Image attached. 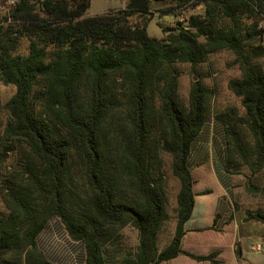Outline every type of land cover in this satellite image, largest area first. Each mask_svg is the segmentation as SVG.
<instances>
[{"label": "trees", "instance_id": "obj_1", "mask_svg": "<svg viewBox=\"0 0 264 264\" xmlns=\"http://www.w3.org/2000/svg\"><path fill=\"white\" fill-rule=\"evenodd\" d=\"M91 4L21 0L9 17H0V84L16 88L6 104L12 120L5 135L13 143L0 152V198L8 210L0 214V264H53L37 246L53 217L85 244L88 264H162L181 255L220 264L216 252L183 249L196 203L189 157L210 120L212 92L201 79L193 81L184 106L178 64L196 70L214 53H234L242 78L231 80L229 89L245 109L252 158L236 109L216 117L230 158L233 142L251 175L260 173L264 69L258 60L264 51L255 44L264 40V0H129L124 9L87 16ZM197 5L203 15L176 27L160 24L162 39L148 34L156 6L163 15L181 16ZM23 38L27 55L18 53ZM10 154L21 166L17 171L5 168ZM164 155L180 190L176 229L161 250L168 219ZM246 221L264 224V213L248 211ZM128 227L137 231L138 244L124 251Z\"/></svg>", "mask_w": 264, "mask_h": 264}, {"label": "rangeland", "instance_id": "obj_2", "mask_svg": "<svg viewBox=\"0 0 264 264\" xmlns=\"http://www.w3.org/2000/svg\"><path fill=\"white\" fill-rule=\"evenodd\" d=\"M21 0H17L13 7L8 6L9 0H0V17H9L10 13L13 11L17 3ZM127 3L124 0H92L90 9L88 10L87 16H96L101 14H106L110 11H116L124 9ZM163 8L162 6H156L154 9L155 17L149 23L148 34L152 37L162 39L164 33L160 28V24L163 27H176L179 21H184L185 18L191 15H203L204 6L197 5L195 7L189 8L187 11L183 12L181 16H174L170 14H161ZM139 18H135L132 22L138 21ZM256 47H263L264 51V40L255 44ZM255 48H251V53ZM18 53L22 55H27L29 53V41L28 38H23L18 48ZM259 65L264 69V56L258 60ZM178 69L181 71L182 75L179 78V94L181 102L184 106H189V97L191 92V86L193 81H198L201 79L203 84L210 89L212 96L209 100V110H210V120L209 124L213 121L218 120L217 115L227 112L228 110L234 108L237 111L236 115V125L238 131L242 134L244 138V148L249 158H252L254 142L251 135L248 133L247 127L244 124L245 109L242 106L241 99L238 98L230 89L229 82L234 79L242 78V71L239 65L236 63V56L233 52L229 50L219 51L210 55L209 60L193 69L191 64H178ZM16 93V88L12 85L0 84V152L4 151L6 145H11L13 142L9 140L5 135V129L11 122V114L6 107V104L12 99ZM226 134V133H225ZM227 137V136H226ZM228 143V139H227ZM232 154L230 158V165L227 168L229 171V176L235 182L234 193H237L236 201L243 203L246 208L249 209H264V169L252 176L249 167L245 164L244 160L240 156L239 152L231 143L230 147ZM228 152V145H227ZM11 153V152H10ZM11 157L5 163V168L8 171H17L20 169V164L17 158L10 154ZM229 155V152H228ZM164 159V170L167 176V194H168V219L164 226V230L160 237V248H164L173 236L177 219H176V208H177V194L180 190V181L172 175L170 157L167 155L163 156ZM217 164L224 169V164L218 160ZM5 171V170H4ZM3 176L0 173V180ZM257 188L255 190L252 186ZM8 210L3 204L0 198V214H7ZM264 225V224H263ZM124 235L123 244L120 247L126 248L132 247L138 240V233L135 229L128 227L122 231ZM222 242L225 245L226 242H230V236H221ZM130 245L126 246L125 244ZM243 248L245 251L244 260L245 264H261L259 261V256L250 254L251 247L257 244L264 245L261 239H244ZM226 246V245H225ZM227 247V246H226ZM206 252V251H204ZM229 254L225 253L224 257L227 260L225 264H236L234 258L228 257ZM234 257V256H233Z\"/></svg>", "mask_w": 264, "mask_h": 264}, {"label": "crops", "instance_id": "obj_3", "mask_svg": "<svg viewBox=\"0 0 264 264\" xmlns=\"http://www.w3.org/2000/svg\"><path fill=\"white\" fill-rule=\"evenodd\" d=\"M227 145L225 128L219 120L213 121L212 124L208 122L192 144L189 165L195 181L196 203L193 216L185 226L183 249L199 256L216 252L218 256L215 260L220 264L227 262L224 257L227 253L228 257L235 259L236 264H245L242 244L244 239H261L264 243L263 223L247 222V212L264 213V209H249L235 200L238 194L234 193L235 182L229 176L227 169L230 165ZM218 160L224 164V169L217 164ZM198 230L204 231L198 232ZM225 235L231 238L230 242L225 244L227 247L221 238ZM137 244L138 240L133 246ZM258 245H261V251L254 250ZM37 246L53 264H88L85 244L70 237L59 217H53L48 221L37 237ZM251 252L250 254L259 256L257 261L264 264V245L252 246ZM162 264L213 263L198 262L181 255Z\"/></svg>", "mask_w": 264, "mask_h": 264}, {"label": "built area", "instance_id": "obj_4", "mask_svg": "<svg viewBox=\"0 0 264 264\" xmlns=\"http://www.w3.org/2000/svg\"><path fill=\"white\" fill-rule=\"evenodd\" d=\"M16 1H17V0H9V2H8V6H9V7H13V6L16 4ZM124 2H125V3H128L129 0H124ZM254 250H255V251H261V250H262L261 245L256 246V247L254 248Z\"/></svg>", "mask_w": 264, "mask_h": 264}]
</instances>
